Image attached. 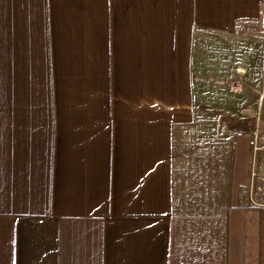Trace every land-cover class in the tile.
I'll use <instances>...</instances> for the list:
<instances>
[{"label": "crops", "instance_id": "crops-1", "mask_svg": "<svg viewBox=\"0 0 264 264\" xmlns=\"http://www.w3.org/2000/svg\"><path fill=\"white\" fill-rule=\"evenodd\" d=\"M247 23L264 28V0H0V264H264L253 102L228 199L217 178L215 209L181 206L179 136L204 84L195 42L243 35L231 76L244 70L253 100Z\"/></svg>", "mask_w": 264, "mask_h": 264}, {"label": "rangeland", "instance_id": "rangeland-1", "mask_svg": "<svg viewBox=\"0 0 264 264\" xmlns=\"http://www.w3.org/2000/svg\"><path fill=\"white\" fill-rule=\"evenodd\" d=\"M259 33H253V100L245 99L241 87L232 89L219 87L211 80H217L218 76H227L225 79L232 80L231 76L234 65L244 61L242 52L237 53L231 48L244 45L245 37L236 38V43L219 37L212 33H202L195 42V60L199 66L198 76L203 80V95L196 110V121L191 127L183 128L178 142L179 155L182 156L184 171L185 193L187 200L181 204L183 209H215V201H211V192L217 191L218 186H208L210 182H216L222 178L226 185L224 192L228 199V193L232 190L233 172L230 163L233 158V148L237 135L242 131H248L240 123L239 113L250 111L248 103L253 102V140L256 134L260 135L258 144H262L264 121L258 119L259 99L258 94L264 83V68ZM238 40V41H237ZM263 45V44H262ZM229 75V76H228ZM262 83V84H261ZM257 96V97H256ZM244 103V104H243ZM247 106V108L245 107ZM243 106V109H242ZM243 113H242V110ZM253 165L259 172L264 173V155L261 151H254L253 141ZM202 168V169H201ZM209 168V169H207ZM214 168V170H213ZM219 168V170H218ZM221 172L224 173L223 177ZM217 178H220L217 180ZM220 186V191L222 192ZM197 194L196 196H194ZM201 195V196H200ZM194 199L201 202H195ZM210 200L206 202L204 200ZM264 211L253 207V211Z\"/></svg>", "mask_w": 264, "mask_h": 264}, {"label": "built area", "instance_id": "built-area-1", "mask_svg": "<svg viewBox=\"0 0 264 264\" xmlns=\"http://www.w3.org/2000/svg\"><path fill=\"white\" fill-rule=\"evenodd\" d=\"M237 30L242 33L253 34V33H263L264 28H260L257 24H240L237 27ZM263 68H264V56H263ZM239 76L233 78L232 80L228 79H217L213 82L219 85H231L234 88H239L244 85V70H239ZM259 99V110H258V119L264 121V83L258 94ZM264 139V132L262 134ZM260 135L256 134L254 136V151H261L264 155V143L258 144ZM248 198L249 204L253 207L264 208V173L259 172L256 168H252L250 173V184L248 189Z\"/></svg>", "mask_w": 264, "mask_h": 264}]
</instances>
